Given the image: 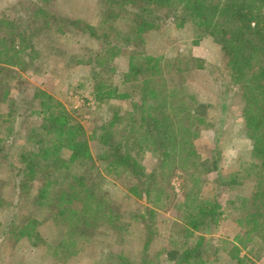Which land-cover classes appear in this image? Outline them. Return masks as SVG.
I'll return each instance as SVG.
<instances>
[{
  "label": "rangeland",
  "instance_id": "1",
  "mask_svg": "<svg viewBox=\"0 0 264 264\" xmlns=\"http://www.w3.org/2000/svg\"><path fill=\"white\" fill-rule=\"evenodd\" d=\"M2 1L0 38L12 37L22 65L5 63L2 74L8 92L0 100V264L137 263L144 249L152 264H264V243L259 236L253 235L246 244L235 241L244 229L236 223L245 214L240 204L253 187L241 174V165L252 159V144L243 117L241 87L232 80L218 43L205 36L193 44L192 34L169 18L143 32V41L125 42L136 23L129 11L114 9L108 17L111 7L106 0H43L36 4L33 2L38 0H19L14 7L5 8ZM114 46L117 49L110 52ZM138 51L159 57L162 64L183 57L204 61L202 68L182 72L163 69L168 86L183 85L195 95L196 102L189 103V129L198 135H188V149L192 145L198 152L196 170L191 168L195 159L191 156L187 169L169 176L173 170L162 169L159 151H152L150 143L135 159L138 173L126 166H109L111 152L96 138L100 125L112 122L113 131L127 134L131 114L138 118L140 131L142 83L128 75L129 61ZM98 80L106 84L103 101L96 99ZM44 95L57 102L48 110L54 111L52 118L82 128L87 155L101 175L100 187L111 201L112 215L118 214L116 220L93 221L98 224L93 233L76 237L74 244V236L65 234L68 228L61 218L50 217L44 203L35 204L41 175L24 183L22 153L38 149L41 139L46 142L52 137L53 119L48 122V114L41 112ZM119 115L124 118L116 124ZM69 154L61 149L62 158ZM152 174L154 182L149 179ZM192 175L199 179L204 200L222 205L224 214L217 222L188 224L197 192ZM143 183L153 186L152 194L157 195L152 196L153 201L143 197ZM189 192L194 202L186 197ZM73 206L78 208L79 203L74 201ZM192 248L202 252L201 257L184 258Z\"/></svg>",
  "mask_w": 264,
  "mask_h": 264
},
{
  "label": "trees",
  "instance_id": "2",
  "mask_svg": "<svg viewBox=\"0 0 264 264\" xmlns=\"http://www.w3.org/2000/svg\"><path fill=\"white\" fill-rule=\"evenodd\" d=\"M106 1L111 5L108 17L113 14L114 9L119 13L129 11L132 21L136 23V28L126 37L125 42L141 39L143 32L169 18L178 27L185 29L188 35L192 34L193 44L206 36L220 46L221 53L230 67L232 80L242 90L243 117L252 144V159L241 165V174L244 180L253 183V187L249 196L242 198L240 205L245 214L238 218L236 223L244 229L243 234L237 238L238 241H235L246 244L253 235H256L264 243V0ZM40 2L43 0L37 1ZM119 13L114 16L117 17ZM73 24L80 26L81 23ZM81 25L82 28L90 29L88 25ZM8 38L7 35L0 38V100L8 92L3 85L2 77L5 63L22 65L20 53L12 46L14 42L12 37ZM7 42L11 45H5ZM113 49L117 47H111L110 52ZM10 51L13 52L8 54ZM138 54L137 56L133 54L129 61L128 75L142 83V97L138 110L142 128L140 127L138 132L136 128L138 118L131 114H128L131 129L127 130V134L125 131L122 134L113 131L112 122L100 125V133L96 138L107 147L108 152H111L109 166L114 168L126 166L132 172L138 173L135 159H138L136 157L144 150L143 146L150 143L152 151L156 149L159 151L163 160L162 169L165 168L169 172L173 170L169 176L175 175L178 170L187 169L186 165L191 156L195 158L190 163L191 168L196 170L199 166L198 152L192 145L188 149L190 139L198 135V132L193 133L189 129L192 127V121L189 120L192 106L189 103L196 102L195 95L188 92L183 85L168 86L163 69L166 66L170 71L182 72L191 68H202L204 61L195 57H183L166 60V63L164 61L165 64H162L159 57H152L141 51H138ZM101 81L98 80L95 84V90L96 99L103 101L106 95L102 89L106 84L105 81ZM54 104L57 102L53 97L44 95L41 112L48 114V122L53 119L50 128L52 137H47L46 142L44 138L41 139L38 149L22 153L25 161L24 183L29 178L41 175L37 178L41 180V184L37 185L35 204L42 206L44 203L47 207L46 212L51 214L50 217L61 218L63 221L61 224L68 228L65 234L69 237L74 236L71 241V244H74L76 237L81 239L93 233L98 225L93 221L104 220V217L116 220L118 214L112 215L111 201L100 187L101 175L87 155V141L82 128L75 124H67L64 119L60 121L52 118L54 111L49 113L48 110L55 108ZM123 118L119 115L114 123H119ZM188 135H191V138ZM116 136L122 137L118 140ZM62 148L70 151L68 158L61 157ZM149 179L154 182L155 176L152 174ZM191 179V184L196 187L194 190L197 192L194 193L195 202L189 197L191 192L186 196L194 202V213L190 216L191 219L188 218V224L196 226L200 220L217 222L218 217L224 214L222 205L219 202L204 200L199 179L193 175ZM142 185L145 199L153 201L152 196L157 198L156 193L152 194L153 186L148 187L144 183ZM74 201L79 203L78 208L73 206ZM55 220L60 223L59 219ZM146 223L148 225V221ZM186 236L185 234V238ZM201 255L202 252L197 248H192L183 256L199 258ZM121 264H152V261H149V253L144 249L139 262L121 261Z\"/></svg>",
  "mask_w": 264,
  "mask_h": 264
},
{
  "label": "crops",
  "instance_id": "3",
  "mask_svg": "<svg viewBox=\"0 0 264 264\" xmlns=\"http://www.w3.org/2000/svg\"><path fill=\"white\" fill-rule=\"evenodd\" d=\"M30 1H32V0H30ZM62 1V0H61ZM2 2H4V4L5 5H3V7L5 8V6L6 7H14L18 2H19V0H3ZM33 3H37V1L36 2H33ZM65 6V5H64ZM66 7V6H65ZM206 68H208L209 69V63H206ZM198 71H202V70H198ZM197 74H200V73H197ZM196 73H192V74H190V75H197Z\"/></svg>",
  "mask_w": 264,
  "mask_h": 264
}]
</instances>
